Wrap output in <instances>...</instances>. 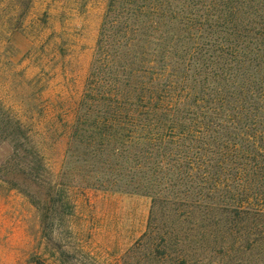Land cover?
Wrapping results in <instances>:
<instances>
[{"label": "rangeland", "instance_id": "1", "mask_svg": "<svg viewBox=\"0 0 264 264\" xmlns=\"http://www.w3.org/2000/svg\"><path fill=\"white\" fill-rule=\"evenodd\" d=\"M108 5L0 0V132L19 124L25 150L0 139V264H167L185 181L233 177L234 161L264 190V31L247 24H264V0L148 16L84 106ZM94 117L91 138L79 120Z\"/></svg>", "mask_w": 264, "mask_h": 264}, {"label": "trees", "instance_id": "2", "mask_svg": "<svg viewBox=\"0 0 264 264\" xmlns=\"http://www.w3.org/2000/svg\"><path fill=\"white\" fill-rule=\"evenodd\" d=\"M170 4H183L185 7H190L191 4H194V0H109L82 105L85 106L88 100L99 101L95 96L100 93L102 88L100 75H103V68H111L113 64L123 62L122 58L116 56L119 50H124L125 53L130 52L128 47L132 41L136 40L130 38L133 35L131 27L142 29L147 25L148 27L146 26L144 29H149L148 32H150L153 27L148 16L177 15L174 10L168 11ZM233 17L232 21L238 24L237 16ZM145 18H148L147 22L144 21ZM247 24L258 26L264 31V24H260V22L249 20ZM237 28L239 27L234 25L233 32L237 31ZM154 29L158 30L159 28L155 27ZM234 35L237 34L234 33ZM135 36L143 35L140 33ZM136 42L137 44H132L134 47L142 48L144 45V41L141 42L139 39ZM130 63H134L133 60ZM109 74L111 75L112 71ZM124 83L126 84L128 81ZM112 89L111 92L115 88ZM119 92L120 90H118ZM79 122L81 127L85 125L97 130L96 134L90 135L91 138L99 135L97 118L94 117L89 124L81 119ZM15 126V130L7 134L0 132L4 135V137L0 136V139L9 136L15 143L16 149L25 152L22 147L18 146V140L24 139L18 128L19 124L17 125L15 122ZM79 129L81 130L80 127ZM76 133L78 136L83 134L78 131ZM245 152L248 153V150ZM155 153L163 155L165 149L157 148ZM232 153L231 151L227 155V162L233 161ZM249 153L251 152L249 151ZM241 159H244V156L238 157V160ZM220 163L224 164L225 162L222 160ZM206 167L207 170L214 168L211 164ZM243 167L233 161L228 168L230 176L235 170V176L224 180L213 179V176L216 175V172H213L209 178L203 176L206 178H201L195 188L192 187L194 181L191 178L189 181H185L186 184L190 182V191L188 190L183 198H173L174 200L170 202V205H175L177 209H180L177 218L180 220L181 231L179 240H177V235L171 236L172 238L170 237L168 240L166 245L167 264H264V190L251 192L252 185L256 184L260 178V172L256 169L252 172L251 177L243 178L245 173ZM205 170L206 168H204ZM211 183L212 192L210 190ZM172 187H177V185L173 184ZM219 187L221 190L217 191ZM193 188L194 190H192ZM145 189H149V187H145Z\"/></svg>", "mask_w": 264, "mask_h": 264}]
</instances>
